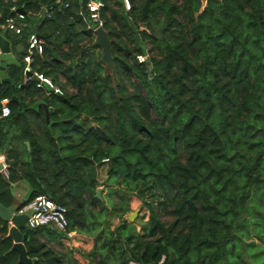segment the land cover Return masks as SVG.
Wrapping results in <instances>:
<instances>
[{"label": "trees", "instance_id": "1", "mask_svg": "<svg viewBox=\"0 0 264 264\" xmlns=\"http://www.w3.org/2000/svg\"><path fill=\"white\" fill-rule=\"evenodd\" d=\"M91 1L102 4L100 24ZM129 1L0 0L1 25L26 15L24 57L33 31L43 48L27 77L23 62L0 89V114L11 110L0 118V203L11 207L24 184L22 207L45 196L67 210L66 232L31 230L28 258L79 264L49 246L78 231L93 239L87 264H264V0L203 10L201 0ZM34 73L62 94L37 89ZM122 186H150L169 222L154 212L139 231L123 195L110 206L96 197ZM8 233L0 220V264H19Z\"/></svg>", "mask_w": 264, "mask_h": 264}, {"label": "built area", "instance_id": "2", "mask_svg": "<svg viewBox=\"0 0 264 264\" xmlns=\"http://www.w3.org/2000/svg\"><path fill=\"white\" fill-rule=\"evenodd\" d=\"M61 2L63 0H60ZM124 4L126 10L131 9V3L129 0H124ZM65 8H68V4L64 5ZM102 8V4L98 1H91L89 5L90 16L94 23L100 24V11ZM15 11V9H13ZM46 13L48 11L46 10ZM49 17V14H47ZM27 26L26 24V15L23 13H17L15 18H11L7 21L5 28L9 32H13L16 35H21L24 32V28ZM43 48L42 43L37 36L36 33L30 35L29 38V47H28V55L25 57L24 61L26 63L25 66V76L31 73V62L32 56L34 54H42ZM138 60L142 63L145 61L144 57H138ZM34 77L37 80L36 87L39 90L48 89L55 94H62L61 90L54 85L53 81L50 78L45 77L43 74L34 73ZM11 115V110L8 106H4L2 108L0 118H7ZM6 174V173H5ZM28 211H32L33 215L29 217L28 220V228L30 230H35L39 228H44L48 226H53L55 229L61 232H66L68 228L67 221V210L65 207L57 205L55 202L49 200L45 196H38L33 201H31L28 205L23 207L20 210V214H25Z\"/></svg>", "mask_w": 264, "mask_h": 264}, {"label": "water", "instance_id": "3", "mask_svg": "<svg viewBox=\"0 0 264 264\" xmlns=\"http://www.w3.org/2000/svg\"><path fill=\"white\" fill-rule=\"evenodd\" d=\"M202 2V10L205 8L208 0H201ZM20 13H23L20 11ZM36 22V20H34ZM6 34L8 31L5 32ZM36 33V31H33ZM98 41L97 46L101 48L103 52V60L106 63V70L108 74L112 73L113 70V58L110 51V41L108 38V33L100 26L95 31ZM15 65L16 67H20L21 64L14 58L12 54L11 44L10 42L0 34V89L4 85L11 84V79L7 77L6 69L10 66ZM29 146V144H27ZM100 189H97L96 197L100 199ZM33 189H30L28 194L25 197V201H29L32 197ZM22 203L14 204L7 208L0 203V220L8 225H11L9 228L8 237L13 242L12 252H18L19 264H36L35 260H31L27 256V250L25 247V243L28 241L31 230L28 228V220L29 217L33 215L32 211H28L25 214H20V210L23 208ZM137 218V213L134 212L129 218L128 222L133 224ZM117 239H120L118 229L115 230ZM130 256L136 262H140V259L135 255V253L131 250L129 246H126Z\"/></svg>", "mask_w": 264, "mask_h": 264}, {"label": "rangeland", "instance_id": "4", "mask_svg": "<svg viewBox=\"0 0 264 264\" xmlns=\"http://www.w3.org/2000/svg\"><path fill=\"white\" fill-rule=\"evenodd\" d=\"M150 187V186H149ZM146 187L138 188L137 190H128L125 186L116 189V194L113 195L109 200L106 199L109 192L105 190L104 187H100V199L105 200V204L110 206V202H119L121 195L125 197L131 208V211L124 216V219L128 221V218L134 213H137V218L134 224L137 226L138 230L142 229L144 223H146L151 214L160 213L163 222H169V218L165 214L166 204L165 198L160 196L157 192L150 190ZM119 219H115L113 222V229L120 224ZM50 247H53L55 252L66 255L67 258L72 257L78 260L79 264H87V259H82L80 256L88 255L93 247V239L89 235H83L80 232H74L70 234L67 239L61 244L55 243V245L49 243ZM73 252V256L72 253Z\"/></svg>", "mask_w": 264, "mask_h": 264}, {"label": "crops", "instance_id": "5", "mask_svg": "<svg viewBox=\"0 0 264 264\" xmlns=\"http://www.w3.org/2000/svg\"><path fill=\"white\" fill-rule=\"evenodd\" d=\"M0 19H1V13H0ZM8 31L6 28H5V25H1L0 24V34L2 36H4L11 44V49H12V54L14 56V58L20 63V64H23L24 59V55L26 53V46L21 42L19 41V38H17V35L14 34L13 32H9L6 34L5 32ZM26 64V63H25ZM13 68H16L15 65L13 66H10L6 69V73H7V77L9 79H11L10 75H9V70L13 69ZM5 86V85H4ZM3 86V87H4ZM14 91H16V88L13 89ZM13 91V92H14ZM15 94V93H14ZM16 95V94H15ZM15 100L16 99V96L14 98ZM41 106H37L36 108H40ZM28 146V145H27ZM29 147V146H28ZM6 173V174H5ZM8 166L6 164V156L5 155H0V174H3L5 175L6 177H8ZM24 190H25V185L24 184H21L19 185L17 188H16V192H15V204H20L21 203V198H22V195L24 194ZM9 228H11V225H9ZM72 234V233H71ZM70 236V235H69ZM68 236V237H69ZM42 240H45L47 235L45 236H42ZM64 242V239H61L58 241V243L62 244ZM51 244L55 245V242H51ZM69 259H71L69 257Z\"/></svg>", "mask_w": 264, "mask_h": 264}]
</instances>
